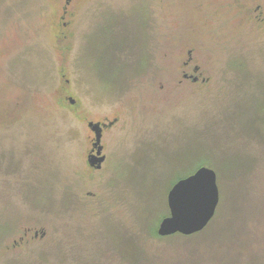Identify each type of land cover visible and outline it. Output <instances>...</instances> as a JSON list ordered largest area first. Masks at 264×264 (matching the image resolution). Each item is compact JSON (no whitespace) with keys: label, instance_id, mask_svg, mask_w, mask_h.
<instances>
[{"label":"rangeland","instance_id":"rangeland-1","mask_svg":"<svg viewBox=\"0 0 264 264\" xmlns=\"http://www.w3.org/2000/svg\"><path fill=\"white\" fill-rule=\"evenodd\" d=\"M66 2L0 0V264H264V140L232 105L264 83V0H71L63 19ZM85 115L118 120L93 174ZM200 159L213 222L155 237Z\"/></svg>","mask_w":264,"mask_h":264},{"label":"water","instance_id":"water-1","mask_svg":"<svg viewBox=\"0 0 264 264\" xmlns=\"http://www.w3.org/2000/svg\"><path fill=\"white\" fill-rule=\"evenodd\" d=\"M219 202L216 172L205 166L200 167L171 188L168 194L170 215L161 221L157 234L165 238L176 234L192 236L201 233L214 219Z\"/></svg>","mask_w":264,"mask_h":264},{"label":"flooded vegetation","instance_id":"flooded-vegetation-1","mask_svg":"<svg viewBox=\"0 0 264 264\" xmlns=\"http://www.w3.org/2000/svg\"><path fill=\"white\" fill-rule=\"evenodd\" d=\"M70 2L71 0H67V6L62 9L63 19L66 18V15L69 13L68 5ZM71 15L72 14L70 13L69 16ZM70 24L71 23H63L66 28ZM59 36H63V38L65 37L63 32L59 33ZM191 53L192 52L190 51L189 56H191ZM183 68L185 69V72L183 73V80L196 85L200 81V70L197 65H194L192 57L183 63ZM187 68H190V70L186 71ZM65 83L68 84L69 80H65L63 84ZM59 90L61 97L58 103L61 107L67 110L69 109L71 112H76L81 109L78 107L76 100L69 95L70 92L64 85H62ZM83 121L86 124V132L88 134L86 138L88 144L86 148L85 162L87 169L93 174L102 171L109 159L107 154L106 138L107 135L111 133L112 129L117 125L118 120L116 118L113 120L106 118L93 121L89 120L85 115ZM101 160H103L102 163L99 162ZM35 236L38 237V233H36Z\"/></svg>","mask_w":264,"mask_h":264},{"label":"trees","instance_id":"trees-1","mask_svg":"<svg viewBox=\"0 0 264 264\" xmlns=\"http://www.w3.org/2000/svg\"><path fill=\"white\" fill-rule=\"evenodd\" d=\"M259 10V8H258ZM257 10V13H261ZM256 11V9H255ZM257 14V19L256 22H258V24L260 25H264V16L262 14ZM261 79V78H260ZM248 88H244V90H246L247 92H249V90L252 91V93L250 92V96L245 98L243 96V99L240 101L239 98L238 100L240 101H232V105L234 104H243V102L246 104L245 105V110L244 113H247L244 115V119H245V124L243 126V128H239L244 135H246L247 137H251V136H259L260 139L264 140V83L263 80H260V82H256V84L250 85L248 86ZM254 92L255 95H257L258 93L261 94V98H257L256 96H254ZM258 92V93H257ZM237 110H241L240 107H236ZM231 121V120H230ZM231 123H233V121H231ZM264 143V141H263ZM206 161H203L202 159H200V162L198 164V168L200 167H204L207 166L208 163H205ZM249 164V163H248ZM245 165L243 163H239V161L236 160L230 165V170L232 171V174H234V172H236V174H234V176L236 177V179L238 178V174L241 172L240 169L243 168ZM235 179V180H236ZM234 180V182H236ZM214 220V219H213ZM212 220V222H213ZM153 235L159 236L154 230H153ZM160 237V236H159Z\"/></svg>","mask_w":264,"mask_h":264}]
</instances>
